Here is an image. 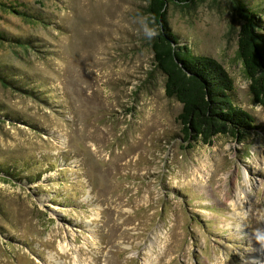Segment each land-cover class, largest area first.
Wrapping results in <instances>:
<instances>
[{
    "label": "rangeland",
    "instance_id": "obj_1",
    "mask_svg": "<svg viewBox=\"0 0 264 264\" xmlns=\"http://www.w3.org/2000/svg\"><path fill=\"white\" fill-rule=\"evenodd\" d=\"M242 1L264 33V0ZM146 3L0 0V264H264V106L237 56L235 0L167 6L258 125L192 148Z\"/></svg>",
    "mask_w": 264,
    "mask_h": 264
},
{
    "label": "trees",
    "instance_id": "obj_2",
    "mask_svg": "<svg viewBox=\"0 0 264 264\" xmlns=\"http://www.w3.org/2000/svg\"><path fill=\"white\" fill-rule=\"evenodd\" d=\"M203 1L147 0L145 6L147 23L155 31L149 42L153 66L164 77L165 95L181 105L177 115L179 135L188 148L200 142L210 145L219 134L241 142L258 128L252 114L235 102L233 79L225 68L214 58L196 54L188 44H182L168 24L169 4L189 8ZM233 7L241 21L237 56L250 81L253 101L264 106L262 13L242 0H235Z\"/></svg>",
    "mask_w": 264,
    "mask_h": 264
},
{
    "label": "bare ground",
    "instance_id": "obj_3",
    "mask_svg": "<svg viewBox=\"0 0 264 264\" xmlns=\"http://www.w3.org/2000/svg\"><path fill=\"white\" fill-rule=\"evenodd\" d=\"M254 255H256V254H254ZM259 256V255H258ZM257 257V256H256Z\"/></svg>",
    "mask_w": 264,
    "mask_h": 264
}]
</instances>
